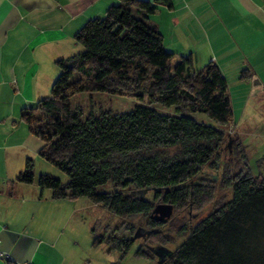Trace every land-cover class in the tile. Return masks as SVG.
Returning a JSON list of instances; mask_svg holds the SVG:
<instances>
[{
	"label": "trees",
	"instance_id": "1",
	"mask_svg": "<svg viewBox=\"0 0 264 264\" xmlns=\"http://www.w3.org/2000/svg\"><path fill=\"white\" fill-rule=\"evenodd\" d=\"M169 1L112 4L103 17L87 20L74 34L82 50L56 61L59 74L49 95L20 113L43 142L40 156L68 176L63 183L43 173L36 182L55 200L86 197L121 220L143 217L153 228L144 242L165 248L168 238L159 227L166 222L150 218L154 202L143 193L152 190L153 199L178 209L200 208L220 192L222 198L208 214L188 228L180 226L177 233L185 238L169 249L166 264H264V177L241 173L246 148L229 132L232 108L218 66L208 62L195 70L189 55L173 63L161 33L146 21L156 3ZM84 92L147 98L176 113L137 104L126 112L91 108L83 115L72 108L71 97ZM181 110L205 113L218 127ZM226 140L231 163L218 177L212 171L220 170ZM18 179L34 180L29 162ZM107 184L111 190H99ZM227 191L228 198L222 194ZM132 225L124 227L129 238L115 247L122 243L126 248L132 241ZM136 254L152 257L150 249Z\"/></svg>",
	"mask_w": 264,
	"mask_h": 264
},
{
	"label": "crops",
	"instance_id": "2",
	"mask_svg": "<svg viewBox=\"0 0 264 264\" xmlns=\"http://www.w3.org/2000/svg\"><path fill=\"white\" fill-rule=\"evenodd\" d=\"M124 2L0 0V264L62 263L52 255L56 239L42 238L34 227L38 221L34 211L40 210L41 201L62 199H52L50 192L46 197L36 182L47 173H34V161L44 159L39 154L43 142L20 113L49 95L59 74L56 61L82 50L74 34L84 23ZM146 21L161 33L173 60L189 55L195 70L208 62L218 66L232 108L234 124L229 132L240 130L235 125L234 98L246 97L240 118L251 98L264 106V0L158 2ZM242 70H248L245 78L240 77ZM28 162L34 180L23 182L18 176Z\"/></svg>",
	"mask_w": 264,
	"mask_h": 264
},
{
	"label": "rangeland",
	"instance_id": "3",
	"mask_svg": "<svg viewBox=\"0 0 264 264\" xmlns=\"http://www.w3.org/2000/svg\"><path fill=\"white\" fill-rule=\"evenodd\" d=\"M176 61L174 59L173 63ZM244 99H246L245 96L234 98V107H237L235 125L236 129L240 130L236 131L231 128L232 133L240 137V141L246 148L247 163L241 173L252 176L260 174L264 177V106H257L256 102L258 101L254 102L251 98L245 113L240 118ZM137 104L152 107L166 114L176 113L174 107H167L158 102H149L147 98L138 100L129 94L114 95L103 92L90 94L84 92L71 97L72 108L81 110L83 115L89 113L91 108L96 109V111L101 108L116 113L126 112L132 110ZM181 113L189 115L199 122L218 127V124L205 113L190 112L189 110H181ZM228 146V140H226L223 143L221 160L218 162L220 170L218 172L212 171L218 177L221 168L226 166L227 162L231 163L232 155L229 157L230 155L227 153ZM39 171H47V174L59 178L63 183L68 180V176L61 169L44 159L34 161L35 175H38ZM99 190L109 191L111 186L110 184L100 186ZM44 191L48 197L47 194L50 191L46 188ZM143 194L147 199L153 200L154 206L162 202L160 198L153 199L152 190ZM222 194L226 198L230 197L229 191ZM221 198L219 192L210 202H206L200 208L188 206L174 208L169 220L164 226L159 227L168 238L166 247L170 250L175 249L185 238V234L177 233L180 226L188 228L189 225L195 224L200 218L208 214ZM51 202L50 199L49 201L43 199L39 205L40 210L34 211V217L38 220L34 227L42 235V238L56 239V252L52 255H57V262L61 263L62 261L61 264H157L156 256L153 253L152 257L136 254L139 249L143 251L150 249L141 237V232H138L136 236L133 235L139 228L149 229L151 227L143 217L121 220L101 205L93 204L86 197H79L77 200L63 199L57 203ZM127 224H133L132 241L126 248L122 243L119 248L115 247V243L122 238H129L128 232L124 229ZM112 237H115V240L112 241ZM97 239L99 241H96Z\"/></svg>",
	"mask_w": 264,
	"mask_h": 264
},
{
	"label": "water",
	"instance_id": "4",
	"mask_svg": "<svg viewBox=\"0 0 264 264\" xmlns=\"http://www.w3.org/2000/svg\"><path fill=\"white\" fill-rule=\"evenodd\" d=\"M172 211H173L172 204L161 202L153 207L150 213V218L165 223L170 218ZM136 235H138V232L134 234V236ZM169 251H170L169 249H166V254H170Z\"/></svg>",
	"mask_w": 264,
	"mask_h": 264
},
{
	"label": "flooded vegetation",
	"instance_id": "5",
	"mask_svg": "<svg viewBox=\"0 0 264 264\" xmlns=\"http://www.w3.org/2000/svg\"><path fill=\"white\" fill-rule=\"evenodd\" d=\"M153 228L150 227L149 229H137L136 232H134L133 234L137 233V232H141L142 235L141 237H143V240L145 239L146 235L147 234H150L152 232ZM145 241V240H144ZM147 246H149L151 252L156 256V259H157V264H166V258L168 257L167 255L169 254H166V249L168 248H165L162 246V244H150V243H146Z\"/></svg>",
	"mask_w": 264,
	"mask_h": 264
},
{
	"label": "built area",
	"instance_id": "6",
	"mask_svg": "<svg viewBox=\"0 0 264 264\" xmlns=\"http://www.w3.org/2000/svg\"><path fill=\"white\" fill-rule=\"evenodd\" d=\"M25 264H31L30 262H27V263H25Z\"/></svg>",
	"mask_w": 264,
	"mask_h": 264
}]
</instances>
